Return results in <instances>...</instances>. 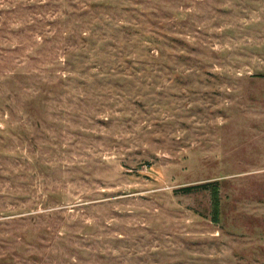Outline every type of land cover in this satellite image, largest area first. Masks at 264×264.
<instances>
[{
    "label": "rangeland",
    "instance_id": "374dc122",
    "mask_svg": "<svg viewBox=\"0 0 264 264\" xmlns=\"http://www.w3.org/2000/svg\"><path fill=\"white\" fill-rule=\"evenodd\" d=\"M0 264H264V0H0Z\"/></svg>",
    "mask_w": 264,
    "mask_h": 264
},
{
    "label": "trees",
    "instance_id": "16d2710c",
    "mask_svg": "<svg viewBox=\"0 0 264 264\" xmlns=\"http://www.w3.org/2000/svg\"><path fill=\"white\" fill-rule=\"evenodd\" d=\"M201 189H209L214 195V212L218 215L220 209V186L218 181H208L198 184H192L183 186L177 189V191L190 193Z\"/></svg>",
    "mask_w": 264,
    "mask_h": 264
}]
</instances>
